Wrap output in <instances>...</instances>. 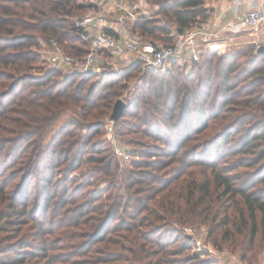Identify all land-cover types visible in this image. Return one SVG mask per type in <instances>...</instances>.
I'll use <instances>...</instances> for the list:
<instances>
[{"label":"trees","instance_id":"trees-1","mask_svg":"<svg viewBox=\"0 0 264 264\" xmlns=\"http://www.w3.org/2000/svg\"><path fill=\"white\" fill-rule=\"evenodd\" d=\"M150 1L159 6L156 16L165 17L178 29L186 30L207 17L206 0ZM91 9H98L91 0H0V169L2 164L13 160L11 165L16 171L10 179L0 174V198L8 199V185L19 178L17 197L21 196L23 206L19 210L12 200L9 204L12 215L21 218L28 215L27 190L33 182L45 192L46 211L51 207L49 203L58 197V189H52L58 176L69 177L85 160L93 164L95 171H104L105 175L112 171L115 158L111 155H115V150L105 145L106 141L94 142L92 138L105 126L103 118L111 117L115 102L121 98L122 92L116 88L134 71L143 68V61L132 60L124 74L108 70L92 83L89 81L94 75L89 73L74 72L58 78L60 71L56 68L43 73L32 71L39 60V53L34 49L39 45V37L58 39L70 55L82 57L89 52L90 41L81 34L76 21L85 18ZM130 30L141 43L168 45L174 40L171 27L153 16H141ZM107 31L113 32L108 28ZM253 51L247 61L240 62L243 55L218 56L209 48L203 49L198 60L186 61L192 64L188 73L180 68L181 61L177 59L171 60L164 71L148 68L141 93L125 99L127 106L122 117L115 121V129H142L147 137L161 143L149 148L142 144L143 147L132 149V154L139 159L131 162L137 171L130 170L129 178L131 184L140 186L133 194L144 191L141 187L147 179L153 184L162 183L157 188L152 185V192L147 196L152 205L131 197L124 211L123 201L114 196L106 199L112 204L98 203L102 195L95 194L89 199L84 193L78 196L85 187L73 189L75 198L71 199L73 195L66 198L70 189L66 186L57 209L53 205V215L61 218L67 213L64 209L67 204L76 205L73 211L79 212L70 226H82L83 233H68L69 223L65 225L62 220L64 224L58 228L65 227L61 233L64 238L55 246L48 243L49 239L37 250L27 249L30 246L27 243L11 245L4 252H13V257L4 258L0 254V264H24L30 256L43 257L44 264L62 261L208 264L210 261L198 256L181 257L192 241L186 235H181L185 243L172 249L160 239L155 242L152 236L162 233L156 223L168 221V214L177 216L181 222L216 221L220 210L213 211L212 204L217 202L214 193L228 198L240 195L252 223V244L258 231L264 237V50L258 46ZM120 87L124 89L125 85ZM75 105L81 109L80 116L71 120L48 145L41 144L44 127ZM210 128L215 129L213 134L198 146H190V142L198 140ZM81 129L90 132L84 140L78 134ZM187 146L190 147L184 156L179 157ZM142 156L164 159L150 161ZM231 156L235 157L231 159ZM174 161L179 166L173 167L174 176L164 181L152 171L139 169L143 166L164 169ZM63 162H67V169L60 167ZM195 166L203 168L199 174L191 169ZM236 170L240 171L233 173ZM180 178L176 186L170 187ZM121 209L128 219L119 218ZM239 211L244 218V210ZM143 212L146 213L142 215ZM4 218L10 219L2 213L0 224ZM225 218L226 223L234 221L228 216ZM11 220L4 226L13 224ZM144 226L148 229L144 230ZM4 230L0 227V232ZM113 232L118 235H110ZM229 232L226 229L225 234ZM76 238L84 240L76 243ZM102 243L105 246H97ZM56 249L60 254H53Z\"/></svg>","mask_w":264,"mask_h":264},{"label":"rangeland","instance_id":"rangeland-1","mask_svg":"<svg viewBox=\"0 0 264 264\" xmlns=\"http://www.w3.org/2000/svg\"><path fill=\"white\" fill-rule=\"evenodd\" d=\"M94 3L98 4L100 0H91ZM102 10V8L99 7V9H91L88 10V15H93L95 13H99V11ZM98 11V12H97ZM151 15L154 18H159L163 23L167 24L170 27H175L176 25L174 23L168 22L165 17L162 16H156L153 12H151ZM132 26V24H131ZM32 34H35L36 36H39L40 34L37 32H31ZM253 34V31H246L245 38H234L233 35H228L226 39H228V43L226 42L223 46H216L209 48L212 52L216 53L218 56H229V55H243L240 57L239 61H247L250 57V55L253 52L252 50L256 49L259 46V49L261 50V47L264 46L263 43L254 41L251 37ZM39 45L36 47L35 50L39 53V60L36 62L32 68V71L35 73H43L48 69L56 68L51 65L48 58V52L49 45L51 40L44 39L42 37H39ZM206 49V48H205ZM103 61L100 63H96L95 68L88 71V72H80V71H73L71 69H63V68H56L60 71V73L57 75L58 78L64 77L70 73H89L91 75H94L89 83H92L95 81L96 78L99 77V75H103L104 72L108 70H113L117 74H124L126 73V68L120 66V63L118 65L112 64L110 61V57L107 55H103ZM130 64V63H129ZM170 65V64H169ZM180 68L188 73L191 69L192 64L186 63V61L179 62ZM76 66V68H78ZM146 67V68H145ZM169 67V66H168ZM167 67V68H168ZM149 66H144L141 69H138L132 73V76H130L125 82H122L121 85H125L122 89L119 85L118 89L121 94L122 99H128L129 97H132V95L141 93L140 87L144 85V81L147 77ZM166 69V68H165ZM163 69L162 71H164ZM97 76V77H96ZM81 109L78 106H72L69 109L65 110L63 113H61L56 119L51 121L46 127L43 129V133L41 134V144L48 145V143L51 141L52 138L57 136V133L62 131L64 127L69 126V122L71 120L77 119V115L80 116ZM103 121L105 123V126L100 130L99 133L94 134L92 140L94 142H102L106 141V144L108 147H113L112 149L115 150V155H111V158L114 159L113 168L110 174L105 175L104 171L99 172L95 171L93 168V164L89 163L88 161L84 163H81L79 168L74 172L72 175H64L58 176L55 181L53 182V190L58 189L57 191V198L51 201L49 203L51 207L47 209V205L45 206V192H42L40 190V185H35V182L31 184L29 189L27 190V194L29 196V202H28V209L26 216L18 217L17 215H12L13 211L11 208H9V204L12 200H14L17 208L19 210H22V200L20 199L21 196L17 194L20 190V187H18L19 184V178L16 180H13L8 185L7 192L10 193V196L8 199H1L0 198V215L2 213L7 214L8 218L12 219L11 221L13 224L4 226L7 222H9L10 219L4 218L0 224V227H4V231L0 232V254L1 257L7 258V257H13V252H9L7 254L4 252L8 247L11 245L19 246L21 243H27L30 246H28L27 249L31 250H37L38 248L43 246V243L45 240L49 239V244H52L55 246L57 242H59L60 239L64 238V235H62V230H60L58 227L65 223L67 225L69 223V226L66 228L68 233L75 234H81L82 232V226H70V223H72L71 220H75L76 216L79 212V210L73 211L76 207V205L67 204L64 209H67V213L61 215V218L58 216L53 215V205L55 204V208L57 209V203L59 200H62L61 197L63 195V189L65 187L69 186V194L66 198H69V196L73 195L71 197L75 198L74 194L72 193L73 189H79L81 187H85L84 190H81L77 194L78 196L84 193L87 195V198L89 199L92 195H102L98 203H110L109 199L111 196H114L119 201H123L122 207L125 211L124 205L126 201L129 202V199L132 197L134 199H144L145 204L152 205V201L147 200V196L150 195L152 185L157 188L162 183L151 182V179H147L144 181V184H142V187L144 189L143 192L139 193L138 195L133 194V191L136 190V188H139V185L131 184V179L129 178V174L131 171H137L131 167V162L139 159V157L132 154V149L135 147H143L142 144H145L146 147L149 148V146L154 145H161L160 142H158L154 138L147 137L145 134H143L142 129L135 130V129H122L117 131L115 129V121L111 120L110 115L103 118ZM71 129H74V126L71 127ZM135 130V131H134ZM215 129L210 128L205 134L199 136L198 140H194L190 142V146H198L202 140L205 137L210 136L213 134ZM90 132L86 131L85 129L79 130V135L82 140L87 138ZM131 141L139 142L140 144H132ZM81 145V144H80ZM79 145V146H80ZM190 146H187L180 152V156H184V153L188 150ZM78 148V147H77ZM121 150L122 154H119L117 150ZM128 149V150H127ZM75 153V152H74ZM215 155V154H214ZM235 156H231V159H233ZM239 156H236L238 158ZM72 156H70L69 159H71ZM158 158L148 157V156H142V159H150V161H156ZM160 159H164L161 157ZM11 163H14V161H10L6 164H2L0 169V174H4L3 177H6V179L12 178V172H16L13 170L12 167H15L11 165ZM67 162H63V165L60 167L62 169H67ZM179 166V162L174 161L171 163V165L165 167L164 169H158L153 167H142L139 169H143V171H152L153 174H157L158 177L161 180H165L168 178H171L174 176L175 172L173 170V167ZM12 169V170H11ZM59 169V168H58ZM193 171L195 173H198L202 171V167L195 166L193 168ZM131 170V171H130ZM236 170L233 171V173H236ZM59 170L57 171L58 175ZM11 174V175H10ZM197 174V175H198ZM185 176H182L184 178ZM199 177V175H198ZM182 178L178 180H174L170 187H174L179 183ZM89 184V186H87ZM218 190V189H217ZM17 197V198H16ZM119 197V199H118ZM214 198L217 200L215 204H212V207L214 208L213 211L220 210L219 214L217 215V220L212 222L211 220L204 221V220H196V221H188V222H181L177 220V216H171V214L167 215L168 221H162L159 220L156 223V227L160 229L162 232L161 234H156L152 236V239L156 242L160 239L162 243H166L168 248L172 249L175 247H180L184 242V238L181 235H186L189 237L192 241L188 244V248L183 252L181 257H186L188 255L191 256H198L199 259H205L207 261H210L208 264H260L264 262V237L262 231H258L256 234L254 243L251 242V219L249 216V213L247 210L244 209V201L241 198L240 195H237L235 198H228V196L222 197L218 196L217 193H214ZM217 198V199H216ZM158 199V198H157ZM220 200V201H219ZM56 202V203H55ZM80 202V201H79ZM81 203V202H80ZM132 204H135L134 202H131ZM39 208H36L38 207ZM44 208H43V207ZM108 209V208H106ZM123 209L120 210L119 218L128 219V215L123 214ZM244 210V218L240 216V211ZM69 210V212H68ZM143 212L142 215H144ZM214 214V212H213ZM212 214V215H213ZM12 215V216H11ZM226 216L232 218L234 221L227 222L226 223ZM27 217H33L27 218ZM23 219H25V222H22ZM61 219V220H60ZM244 219V221H243ZM64 220V223L61 221ZM260 223V220L258 219V224ZM245 224V225H244ZM188 228H197L201 234L199 235H192L188 232ZM143 229H148L145 226ZM226 229H229V233L225 234ZM50 231V232H49ZM45 232H49V234H45ZM43 233V234H41ZM71 233V234H72ZM120 233L127 234L126 231H121ZM110 235H118L115 234V232L111 233ZM128 235H132L131 233H128ZM161 235V236H160ZM231 236V238L229 237ZM171 239L169 241H165V238ZM180 237V238H179ZM84 239L82 238H76V243H81ZM74 241V240H73ZM59 246V244L57 245ZM97 246H105V244H98ZM156 247V245H154ZM213 249V251L211 250ZM60 250L56 249L54 250L53 254L57 255ZM60 254V253H59ZM89 256V255H88ZM58 257V256H57ZM56 257V258H57ZM60 258V257H59ZM81 259H87V258H81ZM45 259L41 256H30L24 264H44ZM194 264H198V262H193ZM55 264H70L65 262H56Z\"/></svg>","mask_w":264,"mask_h":264},{"label":"built area","instance_id":"built-area-1","mask_svg":"<svg viewBox=\"0 0 264 264\" xmlns=\"http://www.w3.org/2000/svg\"><path fill=\"white\" fill-rule=\"evenodd\" d=\"M99 2L105 4L102 12L76 21V26L82 31L81 34L90 41L89 52L82 57L70 55L65 51L62 43L54 38L47 50L49 62L53 67L88 72L95 68L96 63L103 61V55H107L111 58L112 64L120 63L122 67L129 65L132 60L139 59L145 66L165 69L174 59L198 60L203 49L216 47V42L225 40L228 35H237L248 30L264 31V5H255L221 27L214 28L206 21L198 22L182 33L177 26L171 27L174 38L172 44L141 43L132 36L131 24L141 16H152L148 9L150 0H100ZM111 11L117 14L116 19L119 23V27L113 32L107 31L106 27V14ZM78 65L79 67L76 68ZM117 152L122 154L120 149ZM187 230V233L194 236L201 234L197 228Z\"/></svg>","mask_w":264,"mask_h":264},{"label":"crops","instance_id":"crops-1","mask_svg":"<svg viewBox=\"0 0 264 264\" xmlns=\"http://www.w3.org/2000/svg\"><path fill=\"white\" fill-rule=\"evenodd\" d=\"M96 5L98 9L99 7L103 8L105 6V4H102L100 2ZM255 5H264V0H206L204 6L207 9V17L201 21H206L214 28L221 27L233 21L236 16L243 15ZM148 9L154 14H157L159 6L150 1L148 4ZM99 12H102V10H100ZM116 16L117 14L112 11L106 14V27L113 31L119 27ZM245 36H247L246 32H243L235 35L234 38H245ZM251 37H254V41H258L264 44L263 30L253 32ZM226 42L228 43V39L217 41L216 46L224 45Z\"/></svg>","mask_w":264,"mask_h":264},{"label":"water","instance_id":"water-1","mask_svg":"<svg viewBox=\"0 0 264 264\" xmlns=\"http://www.w3.org/2000/svg\"><path fill=\"white\" fill-rule=\"evenodd\" d=\"M179 32L182 33L183 29H179ZM261 50H264V46L261 47ZM127 106V103L125 100H123L122 98L118 99L115 102L114 108H113V112L111 114V120L113 121H117L119 118L122 117L124 110Z\"/></svg>","mask_w":264,"mask_h":264}]
</instances>
